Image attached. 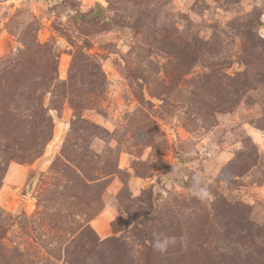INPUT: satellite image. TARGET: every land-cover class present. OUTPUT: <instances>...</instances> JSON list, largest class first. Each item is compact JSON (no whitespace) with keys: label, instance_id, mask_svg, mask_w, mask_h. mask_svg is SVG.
<instances>
[{"label":"rangeland","instance_id":"1","mask_svg":"<svg viewBox=\"0 0 264 264\" xmlns=\"http://www.w3.org/2000/svg\"><path fill=\"white\" fill-rule=\"evenodd\" d=\"M0 264H264V0H0Z\"/></svg>","mask_w":264,"mask_h":264},{"label":"clouds","instance_id":"2","mask_svg":"<svg viewBox=\"0 0 264 264\" xmlns=\"http://www.w3.org/2000/svg\"><path fill=\"white\" fill-rule=\"evenodd\" d=\"M156 247H157V248H160V247H162V246L160 245L159 242H157Z\"/></svg>","mask_w":264,"mask_h":264}]
</instances>
